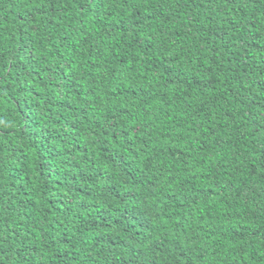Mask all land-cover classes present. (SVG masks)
Here are the masks:
<instances>
[{
	"label": "trees",
	"instance_id": "obj_1",
	"mask_svg": "<svg viewBox=\"0 0 264 264\" xmlns=\"http://www.w3.org/2000/svg\"><path fill=\"white\" fill-rule=\"evenodd\" d=\"M0 264H264V0H0Z\"/></svg>",
	"mask_w": 264,
	"mask_h": 264
},
{
	"label": "snow or ice",
	"instance_id": "obj_2",
	"mask_svg": "<svg viewBox=\"0 0 264 264\" xmlns=\"http://www.w3.org/2000/svg\"><path fill=\"white\" fill-rule=\"evenodd\" d=\"M129 2L131 3V2H133V0H129Z\"/></svg>",
	"mask_w": 264,
	"mask_h": 264
}]
</instances>
